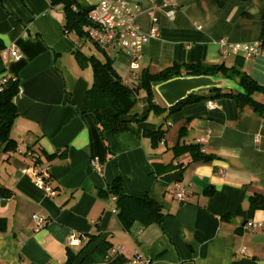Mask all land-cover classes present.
<instances>
[{
  "label": "crops",
  "instance_id": "obj_1",
  "mask_svg": "<svg viewBox=\"0 0 264 264\" xmlns=\"http://www.w3.org/2000/svg\"><path fill=\"white\" fill-rule=\"evenodd\" d=\"M99 1L84 0L87 6ZM123 1L140 7L136 21L143 32L157 25L142 48L137 73L157 72L174 62L231 65L235 55L223 58L224 45L259 41L264 0H173L169 6L163 0ZM63 21L62 7L49 0H0L5 74L16 76L20 84L18 116L10 131L16 149L6 152L0 146V187L10 192L0 196V218L5 220L0 264H125L136 255L154 264H264V210H255L248 219L236 213L239 207L247 209L249 195H264V119L249 109L238 112L232 99L210 98L206 90L197 92L205 99L169 115L156 114L163 116L159 122L150 121L148 105L141 100L131 110L145 117L137 127L161 125L164 138L152 145L149 137L131 131L106 134L109 154L94 115L78 112L92 73L78 85L59 66L74 57L76 48L86 55L99 52L87 47L91 41L81 43L74 32H65ZM11 45L18 48L19 60L9 58ZM104 50L131 85L129 54ZM261 50L244 60L243 70L264 86V44ZM154 94V101L166 107L155 87ZM208 101L213 106L207 109ZM183 125L184 134L178 137ZM199 138L205 141L198 144ZM177 143L198 144L212 159L198 162L189 153L177 154ZM62 149L63 158L46 161L41 155V150ZM35 154L54 195L34 184ZM117 174L125 193L147 194L161 205L165 217L160 224L130 232L122 228L114 198L97 195ZM175 186L184 191L183 199L176 198ZM207 189L212 193H204ZM33 214L48 220L38 232L32 230ZM249 221L262 227L251 230ZM72 232L79 237L77 245L67 244ZM116 244L122 250L111 255L109 248ZM68 250L75 254L70 263Z\"/></svg>",
  "mask_w": 264,
  "mask_h": 264
},
{
  "label": "trees",
  "instance_id": "obj_2",
  "mask_svg": "<svg viewBox=\"0 0 264 264\" xmlns=\"http://www.w3.org/2000/svg\"><path fill=\"white\" fill-rule=\"evenodd\" d=\"M52 6L60 5L64 13L63 30L65 32H74L81 43H85L87 36L83 27L88 23L87 13L91 6H87L84 0H49ZM260 33L259 41L264 44V11L259 15ZM90 41V40H89ZM97 54H84L80 48L73 50V56L81 68L89 66L91 68L92 80L90 86L84 91L81 104L78 108L80 114L91 113L94 115L98 131L103 139L107 153L110 154L106 134L114 135L125 131H131L137 135L149 137L152 145H156L164 138L165 130L161 125L155 129H140L137 123L145 117L132 114L131 110L135 103L143 101L148 105V112L161 114L167 112V115L178 111L182 106L200 101L207 96H199L194 91L182 101L172 107H163L154 101V87L160 83L177 77L191 76H210L221 80L222 84L218 88L204 89L210 94V98L226 97L235 102L238 112L245 109L264 119V86L256 82L243 70L244 56L235 55L234 62L231 65L224 63L209 64L203 61L192 63L174 62L170 66L157 72L143 70L137 73V79L126 84L112 65V60L107 52L98 46ZM4 45L0 41V146L6 152H12L16 149V141L10 135L11 127L18 116L15 97L19 92L20 84L16 76L5 74L6 68L2 60L1 52ZM139 90L145 91L144 97H139ZM110 108L111 114H105L104 109ZM134 119V120H132ZM186 126L179 129L178 137L184 134ZM177 154L189 153L193 161L207 162L212 156L201 151L198 144H176L174 146ZM41 155L46 161L57 158H63L66 149L47 152L41 150ZM43 161L40 155H33V164L36 171L44 169ZM173 168V167H172ZM174 168H176L174 166ZM49 179L47 182L49 183ZM204 193L211 194L212 189H207ZM9 190L0 187V196H9ZM97 195L102 199L114 198L117 218L124 230L130 232L132 228H144L151 224H160L165 217L161 205L152 199L149 195L134 196L125 193L122 186V176L117 174L105 187L97 190ZM247 209L238 208L237 214L248 219L257 209L264 210V195L254 193L247 198ZM228 216V215H227ZM3 218H0V231L4 229ZM80 236V235H79ZM67 262H72L75 254L68 250Z\"/></svg>",
  "mask_w": 264,
  "mask_h": 264
},
{
  "label": "built area",
  "instance_id": "obj_3",
  "mask_svg": "<svg viewBox=\"0 0 264 264\" xmlns=\"http://www.w3.org/2000/svg\"><path fill=\"white\" fill-rule=\"evenodd\" d=\"M166 6L173 5V0H163ZM140 12V7L137 4H131L123 0H100L94 6H91L87 13L88 23L83 27V31L87 38L102 48H116L121 52L129 54V70L132 80L137 79V70L139 69V60L142 55V48L157 32V25L153 23L148 33L143 32L136 19ZM261 42L257 41L252 44L248 43H230L224 45L221 50L223 58L229 55H242L245 58H250L261 50ZM7 53L10 59L19 60L21 54L15 45L7 48ZM20 92V89H19ZM18 92V94H19ZM17 94V95H18ZM16 95V96H17ZM213 106V102H206L205 108ZM204 138H199L197 143L204 142ZM204 152L203 149H201ZM94 164V163H93ZM34 184L42 188L49 195H54L55 190L47 182L49 175L46 171H33ZM175 196L178 200L183 199L184 191L175 186ZM33 228L34 232L43 229L47 223V218L33 214ZM247 227L251 230H256L262 227L259 223L247 222ZM79 237L76 233L72 232L67 238V244L77 245ZM122 250L121 245H112L109 248V253L117 254ZM125 264H154L152 260L147 257L134 256Z\"/></svg>",
  "mask_w": 264,
  "mask_h": 264
},
{
  "label": "water",
  "instance_id": "obj_4",
  "mask_svg": "<svg viewBox=\"0 0 264 264\" xmlns=\"http://www.w3.org/2000/svg\"><path fill=\"white\" fill-rule=\"evenodd\" d=\"M221 84V80L204 75L177 77L156 85L155 91L166 107H172L194 91L218 88Z\"/></svg>",
  "mask_w": 264,
  "mask_h": 264
},
{
  "label": "rangeland",
  "instance_id": "obj_5",
  "mask_svg": "<svg viewBox=\"0 0 264 264\" xmlns=\"http://www.w3.org/2000/svg\"><path fill=\"white\" fill-rule=\"evenodd\" d=\"M87 47L92 48L91 51H93V52L95 50H97L96 47L91 45V44H88ZM59 66L63 70L65 77L68 79V81L69 82L70 81L77 82L78 85L81 84V82L85 79V77H87L89 79L91 76V68L89 66L81 68L78 65V63L74 57H70L68 59L67 63H65V64L62 63ZM142 91H144V90H142ZM149 119H150V121L157 120L159 122L160 120H163V116L162 115L158 116L154 112L151 111V112H149ZM168 143H169L168 144V146H169L171 144V142H168ZM158 151L164 153L165 151H167V148L164 150H162V148H160Z\"/></svg>",
  "mask_w": 264,
  "mask_h": 264
}]
</instances>
